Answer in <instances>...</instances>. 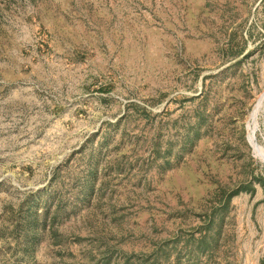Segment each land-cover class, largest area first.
<instances>
[{
  "label": "rangeland",
  "instance_id": "374dc122",
  "mask_svg": "<svg viewBox=\"0 0 264 264\" xmlns=\"http://www.w3.org/2000/svg\"><path fill=\"white\" fill-rule=\"evenodd\" d=\"M0 264H264V0H0Z\"/></svg>",
  "mask_w": 264,
  "mask_h": 264
}]
</instances>
